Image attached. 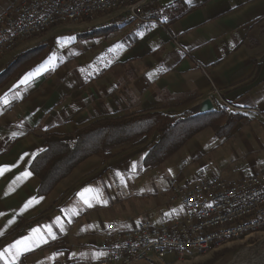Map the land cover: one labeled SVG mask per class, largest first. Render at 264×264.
Instances as JSON below:
<instances>
[{"label":"crops","instance_id":"0c3cea01","mask_svg":"<svg viewBox=\"0 0 264 264\" xmlns=\"http://www.w3.org/2000/svg\"><path fill=\"white\" fill-rule=\"evenodd\" d=\"M16 2L0 0V16ZM152 18L57 25L0 58V75L9 69L0 84V252L43 237L15 264H103L99 233L109 224L132 230L182 217L169 202L172 186L264 171V0H162ZM41 46L43 58L25 68L19 58ZM208 98L215 110L193 115ZM153 114L180 124L162 140L153 132L107 159L91 156L38 195L30 166L45 137ZM85 189L93 190L85 193L91 207L80 197Z\"/></svg>","mask_w":264,"mask_h":264},{"label":"built area","instance_id":"2783aa9c","mask_svg":"<svg viewBox=\"0 0 264 264\" xmlns=\"http://www.w3.org/2000/svg\"><path fill=\"white\" fill-rule=\"evenodd\" d=\"M130 2H137L134 12L109 21L157 23L152 12L161 0H148V5H141V0H17L0 16V53L16 43L20 34L44 30L52 23L91 19L93 12ZM217 97L223 108H232L220 95ZM243 112L262 118L256 110ZM169 202L179 203L183 212L174 223L154 225L145 221L132 230H119L109 224L101 231L102 263L154 262L152 253L163 254V259L183 257L218 235L264 223V171L239 180L212 178L189 187L172 186Z\"/></svg>","mask_w":264,"mask_h":264},{"label":"trees","instance_id":"16d2710c","mask_svg":"<svg viewBox=\"0 0 264 264\" xmlns=\"http://www.w3.org/2000/svg\"><path fill=\"white\" fill-rule=\"evenodd\" d=\"M41 48L42 46L19 58L24 59L22 64L24 63L25 68L43 58L37 54ZM8 73L9 69H5L0 75V84L7 78ZM178 121L158 114L131 119H105L71 135L45 137L46 150L30 166L31 172L40 181L38 195L49 194L58 182L87 158L100 156L107 159L108 151L114 147L140 136H149L153 132H157L162 140L179 126Z\"/></svg>","mask_w":264,"mask_h":264},{"label":"rangeland","instance_id":"374dc122","mask_svg":"<svg viewBox=\"0 0 264 264\" xmlns=\"http://www.w3.org/2000/svg\"><path fill=\"white\" fill-rule=\"evenodd\" d=\"M92 22L77 24L92 27ZM103 22L98 23L103 24ZM213 95H220V92L213 91ZM262 255H264V229L247 233L238 239L225 241L220 245H215L200 255L183 258L169 257L159 262H142L138 264H241L251 258Z\"/></svg>","mask_w":264,"mask_h":264},{"label":"bare ground","instance_id":"6f19581e","mask_svg":"<svg viewBox=\"0 0 264 264\" xmlns=\"http://www.w3.org/2000/svg\"><path fill=\"white\" fill-rule=\"evenodd\" d=\"M141 5H148V0H141ZM137 9V2H130L128 5H122L121 7H117L116 9H109V10H100L99 12H93L91 13V19L87 18H79V19H73V21H68L66 23H52L50 26L45 27L44 30H34L30 31L28 33H23L20 34L19 36H16V43H11L9 44V48L2 50L0 53V56H3L5 53L13 51L20 43L28 41L34 37L41 36L44 33H46L50 28L55 27L57 25H69V24H77V23H83L85 24L87 22H92L96 18L99 17H107L109 19H114L112 16L116 17H121L125 16L127 13L134 12V10ZM264 229V223L261 224H252L249 227L238 229L232 231V233L225 234V235H218L212 239H209L205 241V244L202 245L200 248H194L191 250V253H188L187 255L183 257H190L192 255H200L204 253L205 251L209 250L211 247L215 245H220L221 243L229 240H234L242 237L243 235L253 232V231H258ZM176 258H183L179 256H172ZM165 260L163 259V254L160 253H152V261H162ZM138 264V263H135ZM241 264H264V255L258 256L255 258H251Z\"/></svg>","mask_w":264,"mask_h":264},{"label":"snow or ice","instance_id":"6c2138e0","mask_svg":"<svg viewBox=\"0 0 264 264\" xmlns=\"http://www.w3.org/2000/svg\"><path fill=\"white\" fill-rule=\"evenodd\" d=\"M29 79H30V77H25L24 80L21 81V83H26ZM4 103H7V100H5ZM4 171H5V169L0 168V175H2ZM30 175H31L30 172L22 173L23 177H28ZM20 179H21V177H17V180H20ZM91 191H93V190L85 189L84 192L80 193L81 199H83L84 203L87 204L89 207H91L92 205L90 202V198L86 197L85 193H88ZM91 199H96V197L93 196V197H91ZM32 203H33V201H31V200L28 201L25 204V209H27V207ZM33 232L34 233L39 232V229H33ZM49 234L51 235L52 233L49 231ZM53 238H55L54 235H53ZM39 240H43V237H39L37 240H33L30 237H25L23 240H18V241H16L15 244H13L11 246V250L6 248L3 252H0V259H3L6 254L11 255L13 258V264H15V260L18 259L25 252L33 250L34 246L38 247L39 246ZM44 242L46 243L47 241L44 240ZM12 250H14V251H12Z\"/></svg>","mask_w":264,"mask_h":264},{"label":"water","instance_id":"95a60500","mask_svg":"<svg viewBox=\"0 0 264 264\" xmlns=\"http://www.w3.org/2000/svg\"><path fill=\"white\" fill-rule=\"evenodd\" d=\"M215 110L214 104L212 102L211 99H205L204 101H202V103L198 106H196L193 110H192V114L195 116H199L205 113H210L213 112Z\"/></svg>","mask_w":264,"mask_h":264}]
</instances>
